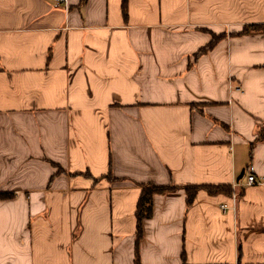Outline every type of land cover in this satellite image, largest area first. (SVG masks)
Wrapping results in <instances>:
<instances>
[{"label": "crops", "instance_id": "obj_1", "mask_svg": "<svg viewBox=\"0 0 264 264\" xmlns=\"http://www.w3.org/2000/svg\"><path fill=\"white\" fill-rule=\"evenodd\" d=\"M127 9L0 0V264H136L144 185L139 264H264V0Z\"/></svg>", "mask_w": 264, "mask_h": 264}, {"label": "trees", "instance_id": "obj_2", "mask_svg": "<svg viewBox=\"0 0 264 264\" xmlns=\"http://www.w3.org/2000/svg\"><path fill=\"white\" fill-rule=\"evenodd\" d=\"M127 2L128 0H123V9H124V13L127 15L128 14V9H127ZM253 31H259L262 32L264 34V25H251L249 27H246L244 29V33H252ZM219 38L215 37L213 39V41L211 42V44L208 46V48L212 47L213 45L216 44V42L218 41ZM208 48H205L204 50H202V52H206L208 51ZM264 133V128L263 130L260 132V136L262 137ZM89 174V173H88ZM111 174H108L106 177L107 178H111ZM170 188L169 187H165V186H151V185H144L143 186V190L140 194L139 197V202L137 205V209H136V217H137V239H136V258H137V263L139 264V258H138V253H139V246H140V241L141 238L143 237L144 234V221L148 218H151L153 216V197L155 195V193H164L166 191H168ZM200 188H204L206 189L210 194L213 193H219V192H231V186H210V185H189L186 186V192H187V197H188V204H191L194 202V200L196 199V194L198 192V189ZM12 196V194H4L2 195V198L8 199Z\"/></svg>", "mask_w": 264, "mask_h": 264}, {"label": "built area", "instance_id": "obj_3", "mask_svg": "<svg viewBox=\"0 0 264 264\" xmlns=\"http://www.w3.org/2000/svg\"><path fill=\"white\" fill-rule=\"evenodd\" d=\"M54 2L55 7H61L62 5H66L68 4V0H52ZM246 182L244 183V185L246 186H254L257 184H264V176L262 178H258L253 172H248V174H246ZM223 210H227L228 207L223 205L222 206Z\"/></svg>", "mask_w": 264, "mask_h": 264}]
</instances>
